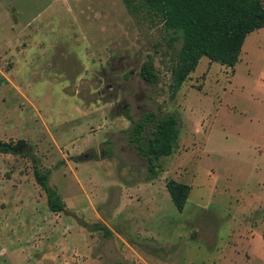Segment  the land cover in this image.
I'll use <instances>...</instances> for the list:
<instances>
[{"label":"rangeland","instance_id":"374dc122","mask_svg":"<svg viewBox=\"0 0 264 264\" xmlns=\"http://www.w3.org/2000/svg\"><path fill=\"white\" fill-rule=\"evenodd\" d=\"M180 47L122 0H0V139L28 140L61 198L84 199V187L104 218L88 223L101 264H264V28L234 68L204 57L173 96ZM152 112L175 115L179 139L149 181L130 132ZM61 156L67 176L47 170ZM13 160L34 180L29 157ZM169 180L190 186L181 212ZM67 219L65 238L78 232ZM66 242L48 264L76 262Z\"/></svg>","mask_w":264,"mask_h":264},{"label":"trees","instance_id":"16d2710c","mask_svg":"<svg viewBox=\"0 0 264 264\" xmlns=\"http://www.w3.org/2000/svg\"><path fill=\"white\" fill-rule=\"evenodd\" d=\"M122 1L131 15L157 19L171 34L172 42H181L177 64L172 73L173 96L204 57L213 63L234 68L239 62L248 34L264 28V0ZM141 77L149 85L154 84L155 74L150 64L143 66ZM178 124L175 115L158 117L153 112L135 122L130 132V140L138 153L148 161V172L151 175L149 181L158 177L155 161L161 157H169L174 152L179 139ZM8 153L31 159L36 182L45 192L50 210L66 213L62 198L49 186V173H42L36 166V158H31L29 144L24 140L17 143L0 141V154ZM166 187L174 205L181 212L187 202L190 186L169 180ZM90 228L104 232L106 237L111 236L110 229L103 224Z\"/></svg>","mask_w":264,"mask_h":264},{"label":"crops","instance_id":"0c3cea01","mask_svg":"<svg viewBox=\"0 0 264 264\" xmlns=\"http://www.w3.org/2000/svg\"><path fill=\"white\" fill-rule=\"evenodd\" d=\"M22 140L28 142L26 139ZM53 140L57 141V138L53 137ZM0 141L9 142L5 139ZM36 155L32 154L31 158H37ZM17 156L23 155L0 154V264H48L52 261L50 256L53 243L63 242L64 239H68L69 242L66 243L71 244L70 249L75 254L76 262L71 264H101L102 255L97 252L88 227L90 221H104L96 202L91 200L83 187L84 199L74 197L67 201L62 197L66 213L51 211L45 192L38 187L34 169L33 180L30 170L27 172L24 169L23 172L15 164L13 159ZM61 157L64 163L60 161V164L58 160L56 163L51 162L47 170H60L63 176L73 173L72 164ZM10 160L13 162L9 166ZM81 184L78 182V185ZM63 216L68 218L67 221L71 219L77 223V226L74 225L78 229L77 235L63 237L61 226L58 225L59 221L64 223ZM40 238L45 240L38 247L36 242ZM60 252L63 253L62 250Z\"/></svg>","mask_w":264,"mask_h":264}]
</instances>
